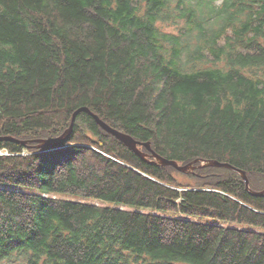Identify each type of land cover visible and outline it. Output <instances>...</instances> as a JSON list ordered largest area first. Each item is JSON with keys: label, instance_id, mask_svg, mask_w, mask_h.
<instances>
[{"label": "trees", "instance_id": "1", "mask_svg": "<svg viewBox=\"0 0 264 264\" xmlns=\"http://www.w3.org/2000/svg\"><path fill=\"white\" fill-rule=\"evenodd\" d=\"M0 138V264H264V0H0Z\"/></svg>", "mask_w": 264, "mask_h": 264}, {"label": "water", "instance_id": "2", "mask_svg": "<svg viewBox=\"0 0 264 264\" xmlns=\"http://www.w3.org/2000/svg\"><path fill=\"white\" fill-rule=\"evenodd\" d=\"M80 112H86L89 113L91 116L94 117V119L96 120V122L98 123V125L107 133L113 135L114 137H116L119 141L123 142L124 144H126L128 147H130L133 151H135V153H137L138 155H140L142 158H146L147 154L142 152L139 149V146H144L146 147V149L152 154V157L156 160L157 163L162 164L163 166H172L174 168H176L178 171L183 172V173H187V172H191L195 169V167L193 166V164H188L186 166H181L179 165L176 161H172V160H168L166 158L161 157L160 155H158L156 152H154V150H152L151 148V144L150 143H141L137 140H135L132 136L125 134L123 132H120L116 129H114L112 126L108 125L106 122H104L98 115H95L94 113H92L88 108H80L78 109L73 116L72 119V124L70 126V128L59 138L56 139H52V140H40L38 141L39 146L38 148H44V147H53V148H60L66 141V139L70 136V134L73 131L74 128V124H75V119L77 117V115ZM0 140H14L11 138H0ZM201 167H223V168H228L231 169L233 171L238 172L240 175H242L248 190L254 194V195H261L264 194L263 193H253L250 190V186H249V180L247 177L246 172L230 165L227 163H221L219 161H202V166Z\"/></svg>", "mask_w": 264, "mask_h": 264}, {"label": "rangeland", "instance_id": "3", "mask_svg": "<svg viewBox=\"0 0 264 264\" xmlns=\"http://www.w3.org/2000/svg\"><path fill=\"white\" fill-rule=\"evenodd\" d=\"M160 26H161L163 31L168 32V33H172V32L176 31V26H174V25L161 24ZM56 196L60 199H66V200H71V201H79V202H84V203L90 202V200L87 198H81V197L73 196L70 194H56ZM185 218H188V217H185ZM191 219H194L197 221L209 222V223L211 222V220H209V219H202V218H198V217H193Z\"/></svg>", "mask_w": 264, "mask_h": 264}, {"label": "bare ground", "instance_id": "4", "mask_svg": "<svg viewBox=\"0 0 264 264\" xmlns=\"http://www.w3.org/2000/svg\"><path fill=\"white\" fill-rule=\"evenodd\" d=\"M74 116V115H73ZM78 116V115H77ZM77 118V117H76ZM76 120V119H75Z\"/></svg>", "mask_w": 264, "mask_h": 264}]
</instances>
